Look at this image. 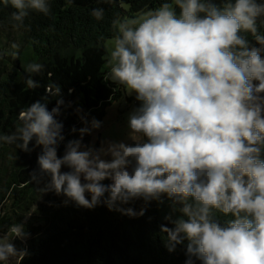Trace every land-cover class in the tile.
<instances>
[{"label":"clouds","instance_id":"1","mask_svg":"<svg viewBox=\"0 0 264 264\" xmlns=\"http://www.w3.org/2000/svg\"><path fill=\"white\" fill-rule=\"evenodd\" d=\"M0 5L14 9L7 23L16 29L52 8L50 0ZM90 15L103 20L105 9ZM111 27L103 80L133 97L126 138L98 136L105 121L52 81L20 108L14 131L0 132V147L40 149L30 180L41 198L128 218L145 216L153 201L167 205L161 240L183 252V264H264V0H163L138 18L116 14ZM44 67L23 65L28 89L41 86L34 77ZM68 109L80 126L66 132ZM27 217L0 233V264L27 254L14 243L27 244Z\"/></svg>","mask_w":264,"mask_h":264},{"label":"trees","instance_id":"2","mask_svg":"<svg viewBox=\"0 0 264 264\" xmlns=\"http://www.w3.org/2000/svg\"><path fill=\"white\" fill-rule=\"evenodd\" d=\"M50 2V15L32 12L25 18L27 27L19 29L7 23L14 9L0 5V21L5 22L0 27V50L5 49V33H15L20 45L16 57L0 59V132L14 131L20 108L44 95V86L52 81L62 85L66 100L103 120L108 107L123 92V86L103 80L107 71L106 42L115 36L111 20L116 14L135 18L163 0ZM95 7L105 9L103 20L97 21L90 15ZM33 60L45 67L34 77L41 86L28 89L23 65ZM69 88L75 90L71 95ZM54 104L53 99L49 108ZM73 124L80 126L76 115L68 109L65 131ZM90 139L85 137L86 141ZM39 151L36 148L25 153L7 144L0 147V233L28 216L26 226L31 234L26 245L19 239L14 241L18 249L28 250L27 254L21 252L15 257L16 264H183V252L169 253L161 240L164 234L159 225L167 223L163 219L167 205L158 206L153 201L145 216L128 218L104 206H65L61 203L63 197L53 193L41 198L30 180ZM62 151L63 146L60 154ZM141 203L137 201L135 207L139 208Z\"/></svg>","mask_w":264,"mask_h":264},{"label":"rangeland","instance_id":"3","mask_svg":"<svg viewBox=\"0 0 264 264\" xmlns=\"http://www.w3.org/2000/svg\"><path fill=\"white\" fill-rule=\"evenodd\" d=\"M142 15V14H141ZM139 15V16H141ZM139 16L135 17L138 18ZM4 47L8 49L10 45L15 41L19 44V39L15 33L8 36L7 33L3 34ZM114 38L108 39L106 42L107 49H109L113 43ZM122 96L108 107L107 114L103 119L105 121L104 127L97 133L98 136L109 135L114 138H126L127 129L124 126V114L129 110L133 104V97H127V93L122 87ZM91 140V139H90ZM99 143V141H97ZM18 263L16 258H13L11 264Z\"/></svg>","mask_w":264,"mask_h":264}]
</instances>
